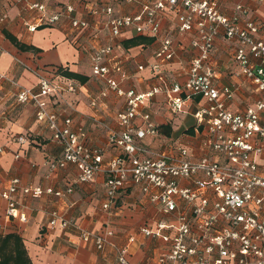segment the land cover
I'll return each mask as SVG.
<instances>
[{
    "label": "built area",
    "instance_id": "built-area-1",
    "mask_svg": "<svg viewBox=\"0 0 264 264\" xmlns=\"http://www.w3.org/2000/svg\"><path fill=\"white\" fill-rule=\"evenodd\" d=\"M116 0L89 1L88 16L77 17V9L68 4L54 14H47L45 5L33 4L44 14L43 22L56 25L67 21L66 33L90 31L89 58L91 73L104 86L90 98L89 106L99 111L104 101L114 93L124 98L126 107L117 113L121 131H112L110 143L121 151L107 159L102 147H92L84 128L74 127L70 117L56 110L49 102L61 90L77 93L80 87L61 84L42 76L35 87L21 85L14 77L0 72V87L13 88V106L32 105L37 122L43 123L52 135V141L61 147L57 159L47 160L54 172L73 166L80 183H92L104 177L106 201L103 209L109 210L116 198L131 187H138L160 216L155 227H145V236L160 239L169 246L167 254L147 264H264V176L260 161L264 160V41L257 35L260 26L256 21L244 19L245 5L239 4L230 16L219 10L220 0H155L145 4L135 15L118 14ZM133 1V0H129ZM261 1L264 0H254ZM180 33L196 29L198 38L192 46L198 54L190 61L184 83L171 82L163 73L164 64L176 56L173 41L163 37L160 41L162 58L155 63L139 65L156 74L157 84L151 90L137 93L126 91L121 77L123 54L119 39L127 30L141 36L160 38L159 17L166 11H180ZM5 17L0 18V23ZM221 29L228 40H236L235 61L246 80L256 86L259 99L243 113L228 109V102L238 90L235 84L223 85L211 64L215 41ZM35 31V26H28ZM107 36V41L102 37ZM252 59L254 61H252ZM166 95L170 110L184 112L186 101L200 98L194 117L197 130L203 136L202 146L207 153L197 158L191 148L176 142L169 149H151L144 145L147 137H160L152 113L144 111L153 98ZM140 119L141 122L137 123ZM18 145H25V135L15 137ZM0 152H3L0 149ZM20 158L19 154L15 155ZM189 182L183 186L181 181ZM66 191L51 187L21 185L18 178L0 189V197L7 201L6 216L27 222L26 205L19 194L31 198L44 195L65 197ZM49 228L73 229L79 238L94 242L98 250L112 245L116 232L108 224L103 233L88 231L58 211L49 213ZM173 217V221L160 219ZM170 231V232H168ZM134 243V238L129 239ZM115 246L119 264H130L127 259L130 244Z\"/></svg>",
    "mask_w": 264,
    "mask_h": 264
},
{
    "label": "crops",
    "instance_id": "crops-1",
    "mask_svg": "<svg viewBox=\"0 0 264 264\" xmlns=\"http://www.w3.org/2000/svg\"><path fill=\"white\" fill-rule=\"evenodd\" d=\"M89 1L97 0H0V72L14 77L25 87H35L40 77L53 78L61 84V88L69 83L77 84V93L61 90L58 96L50 98L49 102L64 117L73 120L74 127H82L88 135V142L92 147H102L106 151L107 159L121 153L120 149L110 143L112 131H121L117 120V113L126 107L125 99L114 93L106 99L99 111L89 106L91 96L97 94L104 86L92 76L89 42L90 31L66 33L67 21L51 25L43 22L44 14L38 9H32L33 4L45 5L47 14L60 11L66 5L72 4L77 9V17H89ZM155 0H116L115 11L118 14L135 15L142 10L143 5L151 4ZM245 5L247 13L244 19L256 21L259 26L257 38L264 41V2L254 0H220L219 10L226 16L232 15L235 7ZM180 11H166L159 17L161 28L160 38H152L151 43L126 47L124 42L140 36L133 30H127L119 39L123 54L121 77L126 78L123 88L144 93L157 84L156 74L147 69L139 72V65L149 66L158 62L163 54L161 38L169 37L176 50L175 58L164 64L163 73L171 82L184 83L190 61L198 54V49L192 46L198 38V31L180 33ZM28 26H35V31H29ZM8 31L18 40L36 51L23 52L15 47L4 35ZM107 36L102 40L107 41ZM238 48L236 40H228L221 29L215 41L211 64L217 72L219 82L223 85L235 84L238 90L232 100L228 102V109L235 113H243L247 107L253 105L259 95L256 86L245 79L240 67L235 61ZM252 61H254L252 59ZM71 72L86 79L68 77ZM13 88L3 84L0 87V189H4L14 178H18L21 185L40 186L66 191L73 187L71 194L65 197L44 195L31 198L19 194V199L26 205L27 222L10 219L6 216L7 201L0 197V236L17 235L21 238L31 264H119L115 246H124L134 238L130 244L127 259L130 264H147L160 256L167 254L169 246L160 239L147 237L142 229L155 227L156 213L154 206L138 187H131L120 194L111 209H103L106 201L104 177L99 176L92 183H80L79 173L73 166L52 172L46 165L47 160L57 159L61 154V147L52 141V135L45 124L39 123L35 117L32 105L13 106ZM199 97L186 101L184 112L173 113L166 100V95H158L143 108L152 113L154 123L160 131L159 138L147 137L144 145L151 149H169L176 142H181L191 148L197 158L204 156L207 151L202 146L205 125L197 130L194 113L197 110ZM141 120L138 119L137 123ZM25 135L28 142L18 145L15 137ZM20 158L16 159L15 155ZM260 173L264 176V160L260 161ZM183 186L189 185L182 180ZM58 211L68 219L74 220L80 227L91 232L103 233L106 226L111 224L116 232L112 245L104 250H98L94 242L86 243L79 238L73 229L49 228V213ZM160 217V216H159ZM166 221H173V217H161ZM170 232V231H168ZM115 245V246H113Z\"/></svg>",
    "mask_w": 264,
    "mask_h": 264
},
{
    "label": "trees",
    "instance_id": "trees-1",
    "mask_svg": "<svg viewBox=\"0 0 264 264\" xmlns=\"http://www.w3.org/2000/svg\"><path fill=\"white\" fill-rule=\"evenodd\" d=\"M3 33L6 38L19 50L23 52L36 51L34 47L21 43L17 37L8 31L3 30ZM152 41V39L140 35L125 41L124 44L126 47H129L138 46L144 43H151ZM65 74L68 77L79 78L83 82L86 81V79L77 74L71 72H66ZM0 264H31L27 256L26 249L24 248L22 240L19 236L14 234L6 235L4 237L0 236Z\"/></svg>",
    "mask_w": 264,
    "mask_h": 264
}]
</instances>
